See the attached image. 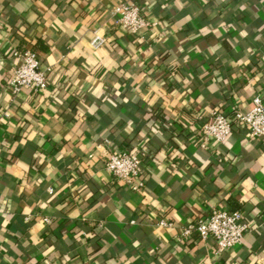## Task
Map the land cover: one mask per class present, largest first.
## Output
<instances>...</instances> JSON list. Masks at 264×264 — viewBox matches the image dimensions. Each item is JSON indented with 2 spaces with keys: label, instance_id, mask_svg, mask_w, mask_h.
<instances>
[{
  "label": "crops",
  "instance_id": "crops-1",
  "mask_svg": "<svg viewBox=\"0 0 264 264\" xmlns=\"http://www.w3.org/2000/svg\"><path fill=\"white\" fill-rule=\"evenodd\" d=\"M122 2L155 27L119 29ZM29 49L48 86L14 97ZM256 96L264 0H0V264H264V144L237 125L204 147L195 127ZM122 150L145 154L142 193L105 170ZM212 209L242 213L241 246L184 235Z\"/></svg>",
  "mask_w": 264,
  "mask_h": 264
},
{
  "label": "built area",
  "instance_id": "built-area-1",
  "mask_svg": "<svg viewBox=\"0 0 264 264\" xmlns=\"http://www.w3.org/2000/svg\"><path fill=\"white\" fill-rule=\"evenodd\" d=\"M112 16L119 29L133 35L142 36L156 25L144 15L143 9L137 3L117 4L112 9ZM106 43L105 37L96 35L92 45L95 49H99ZM14 56L19 59V63L7 81L11 94L16 97L26 89L45 90L48 86L50 69L42 68L37 52L31 49L15 51ZM237 125L246 128L250 137L264 144V99L261 96L253 99L252 107L248 111H243L238 106L229 110H217L207 116H199L195 123L199 133L198 139L204 147L211 142L224 143ZM144 156L143 152L138 151H112L105 162V170L133 193H142L146 183L143 178ZM52 192L51 188L50 193ZM160 225L171 226L165 221ZM249 229L250 226L245 222L241 212L212 209L207 215L189 225L184 235L189 236L196 231L203 242L208 239L215 240L217 254L220 255L241 246Z\"/></svg>",
  "mask_w": 264,
  "mask_h": 264
}]
</instances>
